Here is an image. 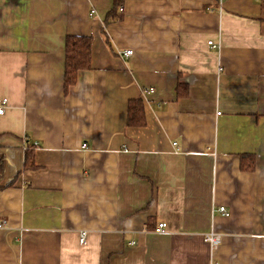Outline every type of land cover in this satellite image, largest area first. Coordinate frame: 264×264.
Masks as SVG:
<instances>
[{
  "label": "crops",
  "instance_id": "0c3cea01",
  "mask_svg": "<svg viewBox=\"0 0 264 264\" xmlns=\"http://www.w3.org/2000/svg\"><path fill=\"white\" fill-rule=\"evenodd\" d=\"M113 6L0 0V264H264V0Z\"/></svg>",
  "mask_w": 264,
  "mask_h": 264
},
{
  "label": "trees",
  "instance_id": "16d2710c",
  "mask_svg": "<svg viewBox=\"0 0 264 264\" xmlns=\"http://www.w3.org/2000/svg\"><path fill=\"white\" fill-rule=\"evenodd\" d=\"M122 0H114V6L107 14L106 22L117 20L120 14L116 13V7ZM65 60L63 84L65 91L75 83L80 70L90 67L91 37L88 35H67L65 38ZM144 106L140 97L131 99L127 106V124L142 125L145 123ZM28 154L24 157V168L33 167L34 163ZM239 166L243 170L252 171L255 167V158L252 153L240 154ZM4 174V165L0 161V187Z\"/></svg>",
  "mask_w": 264,
  "mask_h": 264
},
{
  "label": "built area",
  "instance_id": "2783aa9c",
  "mask_svg": "<svg viewBox=\"0 0 264 264\" xmlns=\"http://www.w3.org/2000/svg\"><path fill=\"white\" fill-rule=\"evenodd\" d=\"M120 10H122V8H120ZM211 47L215 48L217 47V45L215 43L212 42V40H209L207 42ZM119 54L123 57H128L132 54V50L131 49H121L119 50ZM7 104V99L6 98H0V113H3L4 108ZM174 145H176V143H173ZM82 147H86V143L82 144ZM219 211L224 213L225 215H227L228 213L225 211V208L223 206H220ZM166 226V223L164 221L158 222L155 230L157 232L162 231ZM84 237H85V232L82 231L81 233H79V241L80 243L84 242ZM204 239L205 241H207L211 247H215L219 244L220 240H221V235L219 233H215V232H208L205 233L204 235ZM212 264H216V263H212Z\"/></svg>",
  "mask_w": 264,
  "mask_h": 264
}]
</instances>
